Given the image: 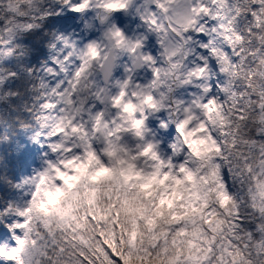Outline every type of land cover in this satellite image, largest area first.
Instances as JSON below:
<instances>
[{
    "label": "snow or ice",
    "instance_id": "6c2138e0",
    "mask_svg": "<svg viewBox=\"0 0 264 264\" xmlns=\"http://www.w3.org/2000/svg\"><path fill=\"white\" fill-rule=\"evenodd\" d=\"M15 136L2 264H264V0H0Z\"/></svg>",
    "mask_w": 264,
    "mask_h": 264
},
{
    "label": "trees",
    "instance_id": "16d2710c",
    "mask_svg": "<svg viewBox=\"0 0 264 264\" xmlns=\"http://www.w3.org/2000/svg\"><path fill=\"white\" fill-rule=\"evenodd\" d=\"M46 32L47 29H44ZM14 143L9 146L8 143L0 142V201H3L6 190L9 193V199L14 192V185L18 183L24 175L25 165L31 155L36 150V145L24 138L26 142H21L18 136H15ZM25 150H30V154L25 153ZM22 153H25L22 155ZM4 231H0V247L5 246L8 237L11 235L9 226L4 224Z\"/></svg>",
    "mask_w": 264,
    "mask_h": 264
},
{
    "label": "rangeland",
    "instance_id": "374dc122",
    "mask_svg": "<svg viewBox=\"0 0 264 264\" xmlns=\"http://www.w3.org/2000/svg\"><path fill=\"white\" fill-rule=\"evenodd\" d=\"M77 23H81L82 24V21L81 20H77ZM87 34V33H86ZM33 159L35 160V162H29L27 164V167L25 169V172H24V175H28V174H31L32 173V170L36 167H38L39 165V157L36 155L33 157ZM8 242H9V237H8ZM7 242V243H8ZM11 243L13 244V246L15 245V241H11ZM0 264H2V262H0Z\"/></svg>",
    "mask_w": 264,
    "mask_h": 264
},
{
    "label": "clouds",
    "instance_id": "9594fccd",
    "mask_svg": "<svg viewBox=\"0 0 264 264\" xmlns=\"http://www.w3.org/2000/svg\"><path fill=\"white\" fill-rule=\"evenodd\" d=\"M200 143H202V142H200ZM208 147L210 148V147H211V145L209 144V145H208Z\"/></svg>",
    "mask_w": 264,
    "mask_h": 264
}]
</instances>
